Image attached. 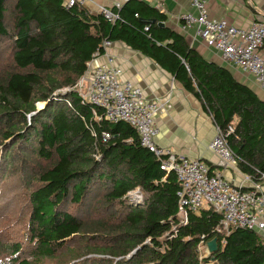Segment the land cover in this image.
<instances>
[{"label":"trees","instance_id":"16d2710c","mask_svg":"<svg viewBox=\"0 0 264 264\" xmlns=\"http://www.w3.org/2000/svg\"><path fill=\"white\" fill-rule=\"evenodd\" d=\"M111 11L113 22L65 0H0V177L23 168L31 181L20 244H4L9 259L0 264H46L64 249L68 260L58 264L99 254L107 259L75 264H264V239L243 228L218 232L222 216L211 208L183 224L176 176L160 170L129 124L96 120L101 110L74 87L104 41L140 53L201 103L254 182L264 175V101L147 2ZM136 189L140 202L129 196ZM213 238L218 250L200 259V243Z\"/></svg>","mask_w":264,"mask_h":264},{"label":"built area","instance_id":"2783aa9c","mask_svg":"<svg viewBox=\"0 0 264 264\" xmlns=\"http://www.w3.org/2000/svg\"><path fill=\"white\" fill-rule=\"evenodd\" d=\"M125 2L127 0L115 2L112 8L118 9ZM188 2L196 14H181L177 18L179 29L185 32L193 28L195 37L215 51L222 62L252 77L264 89V21H253L247 27H242L226 18L210 17V0ZM75 5L85 7L90 12L91 6L95 5L98 14L110 22L117 17L111 9L96 4L95 0H65L67 8ZM112 45L110 41L102 43L103 53L97 52L92 59L102 58V61L94 66L89 63L85 75L74 87L83 103L101 110V115H98L96 109L93 110L94 118L129 124L135 129L140 145L158 159L160 170L176 176L180 186L178 217L183 224L187 223L188 213L197 214L201 209L211 208L222 216L218 232L224 231L227 234L230 229L243 228L256 232L264 239V175L260 181L254 182L242 174L243 180L235 185L220 174L210 173L200 159L184 157L159 146L156 142L159 129L155 119L165 103L158 99L148 100L141 88L121 80L122 69L108 53ZM232 130L228 127L229 132ZM107 139L109 135L103 134L102 141ZM209 149L220 158L224 166L236 167V156L217 127ZM130 196L136 202L142 198L138 189L130 193ZM205 244L202 241L199 245L200 259L209 256L204 253V257H201L203 254L200 247H206Z\"/></svg>","mask_w":264,"mask_h":264},{"label":"crops","instance_id":"0c3cea01","mask_svg":"<svg viewBox=\"0 0 264 264\" xmlns=\"http://www.w3.org/2000/svg\"><path fill=\"white\" fill-rule=\"evenodd\" d=\"M122 0H95L111 9L115 2ZM145 1V0H142ZM158 9L167 18V25L181 34L186 42L205 60L228 69L236 80L249 86L263 101L264 89L260 88L252 77L225 64L219 55L195 37L194 29L182 32L177 18L183 13L196 14L188 0H150L145 1ZM209 15L212 18H226L235 25L247 27L253 21H264V0H210ZM93 14H98L97 7L91 6ZM116 64L122 69L121 80L128 81L144 92L148 100L158 99L165 103L156 116L159 134L156 142L169 148L174 153L188 158L200 159L211 173L220 174L233 184H239L244 176L237 167L224 166L220 158L209 149V144L216 134V126L211 117L203 110L201 103L174 79L158 67L152 60L132 51L128 47L113 43L108 49ZM264 57V48L262 50ZM102 58L92 60V66Z\"/></svg>","mask_w":264,"mask_h":264},{"label":"rangeland","instance_id":"374dc122","mask_svg":"<svg viewBox=\"0 0 264 264\" xmlns=\"http://www.w3.org/2000/svg\"><path fill=\"white\" fill-rule=\"evenodd\" d=\"M42 108L43 105H38V110H41ZM20 170L22 172L21 175H23V168ZM8 172V176L4 179H2L4 175L0 177V260L4 261L9 259V255H7L8 252L6 249L2 250L3 245L9 244L8 242L11 240H16L12 241L14 244L19 243L21 236L24 233L27 219L26 211L24 210V205L27 207V204H25L26 198L28 196L26 188L31 187V181H28L26 177L21 176L16 168L12 171L9 170ZM69 208L70 210H75L76 207L71 205ZM83 214L84 213L81 212L80 216ZM96 216H99V214ZM84 243L85 241L82 240V246H84ZM200 248V252L203 254L201 257H204V253L208 254L205 246ZM61 253L65 254L66 256L60 258L59 256ZM60 254L57 255L59 258L58 261H50L46 262V264H58L59 262H65L68 260L69 254L65 249L60 252ZM89 257L91 256L86 255L80 259L70 261L66 264H75L76 262H80ZM91 258L107 259L106 256L101 254L97 256L94 255Z\"/></svg>","mask_w":264,"mask_h":264},{"label":"water","instance_id":"95a60500","mask_svg":"<svg viewBox=\"0 0 264 264\" xmlns=\"http://www.w3.org/2000/svg\"><path fill=\"white\" fill-rule=\"evenodd\" d=\"M153 22V21H151ZM159 26H164L163 23H159ZM206 248L208 251V254H213L218 250V243H217V238H213L212 240L206 242Z\"/></svg>","mask_w":264,"mask_h":264},{"label":"bare ground","instance_id":"6f19581e","mask_svg":"<svg viewBox=\"0 0 264 264\" xmlns=\"http://www.w3.org/2000/svg\"><path fill=\"white\" fill-rule=\"evenodd\" d=\"M129 196H130V193H129Z\"/></svg>","mask_w":264,"mask_h":264}]
</instances>
